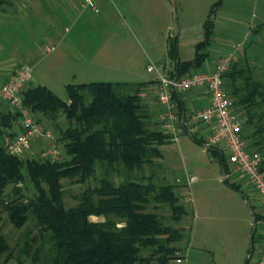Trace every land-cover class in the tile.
Returning a JSON list of instances; mask_svg holds the SVG:
<instances>
[{
    "label": "rangeland",
    "instance_id": "1",
    "mask_svg": "<svg viewBox=\"0 0 264 264\" xmlns=\"http://www.w3.org/2000/svg\"><path fill=\"white\" fill-rule=\"evenodd\" d=\"M93 5L94 9L88 0H33L30 8L0 25L2 57H13L12 63L19 68L30 66L33 79L29 86H47L63 100L67 99V85L145 82L146 99L155 106L159 75L149 72L147 66L153 64L163 74L171 75L175 72V50L180 60L193 59L197 43L204 40V23L214 8L213 35L205 50L208 58L200 69H213L217 60L232 55V63L239 60L244 66L253 67L255 77L264 81V0H93ZM45 47L54 50L46 52ZM147 120L150 129L159 130L160 124L152 117ZM40 124L53 138L33 143L22 158L43 161L48 158L47 152L56 147L60 152L58 160H62L65 149L59 141L60 128L67 129L71 122L62 116L57 122L42 118ZM178 136V142L160 147L162 157L154 165H147L138 173L155 175V182L173 185L180 203L189 212L175 224L186 230L188 238L179 243L182 262L174 264H245L253 216L244 194L260 214L254 253L264 238L262 199L228 159L230 176L225 179L240 184L241 191L225 182L221 156L206 148L205 141L199 143L186 132ZM255 140L247 141V146L262 153L259 146H254ZM216 149L228 158L225 150ZM191 175L197 177L195 182H189ZM64 185L68 206L75 205L77 196L87 188L70 180H65ZM22 188L24 197L35 194L29 181ZM155 212L163 218L170 214L165 207L156 208ZM30 219L23 229L16 230L6 213H1L0 232L6 236L10 251L0 256V264H48L44 253L36 262L22 255L24 234L37 235L32 216ZM91 220L104 218L93 216ZM191 226L194 239L190 244ZM39 241L32 245L30 256Z\"/></svg>",
    "mask_w": 264,
    "mask_h": 264
},
{
    "label": "trees",
    "instance_id": "2",
    "mask_svg": "<svg viewBox=\"0 0 264 264\" xmlns=\"http://www.w3.org/2000/svg\"><path fill=\"white\" fill-rule=\"evenodd\" d=\"M5 2L0 0V11ZM214 10L204 23V40L197 43L193 59L178 62L179 52L174 51L175 72L171 77L204 66L208 58L205 50L213 35ZM238 61L224 74V86L242 119L245 142L259 138L253 143L264 153V81L255 77L253 67ZM146 85H67L66 100L47 86H28L22 93L23 105L39 123L42 118L57 122L62 116L71 122L67 129L60 128L65 157L54 162L11 155L3 140L16 135L12 129L21 113L10 107L0 113V215L6 213L16 230L23 229L32 216L37 231L36 236L24 234L22 255L36 262L44 253L48 264L175 263L179 243L188 238L186 230L175 224L189 212L173 185L155 182V175L138 174L162 157L160 147L169 137L163 130L149 127L141 97ZM179 107L182 114V102ZM219 152L228 174L227 158ZM65 180L87 185L75 205L66 203ZM28 181L35 194L24 197L22 184ZM225 182L239 191L228 179ZM159 207L168 208L170 214L161 217L155 212ZM255 215L259 224L260 214L255 211ZM93 216L104 220L92 221ZM253 240L255 252L256 234ZM38 241L30 256L32 245ZM8 251V240L0 232V256Z\"/></svg>",
    "mask_w": 264,
    "mask_h": 264
},
{
    "label": "built area",
    "instance_id": "3",
    "mask_svg": "<svg viewBox=\"0 0 264 264\" xmlns=\"http://www.w3.org/2000/svg\"><path fill=\"white\" fill-rule=\"evenodd\" d=\"M94 9L93 0H88ZM46 52L54 48L46 47ZM233 61L232 55L216 61L213 69H199L194 72L179 75L177 79L163 74L155 65L147 66L149 72L159 75L157 97L164 111L160 118L163 128L171 135L173 142L178 141L177 124H180L181 114L178 112V102L183 96L193 90H206L210 100L207 106L196 109L189 116L192 125H211L212 132L206 144L210 147L221 148L227 152L231 166L242 172L248 179L254 191L264 203V153L249 150L242 136L243 122L236 114L233 100L228 96L224 86V74L229 70ZM33 79L32 68L22 66L16 70L13 77L0 87V107L4 104L21 113L22 130L15 136H6L3 144L8 152L22 157L38 140L51 139L50 131L42 128L32 113L23 105V91ZM59 150L56 147L47 152V157L54 162L59 159ZM197 177L191 175L189 182H195ZM177 252L176 263L182 262V256ZM249 264H264V238L255 257L252 256Z\"/></svg>",
    "mask_w": 264,
    "mask_h": 264
},
{
    "label": "crops",
    "instance_id": "4",
    "mask_svg": "<svg viewBox=\"0 0 264 264\" xmlns=\"http://www.w3.org/2000/svg\"><path fill=\"white\" fill-rule=\"evenodd\" d=\"M32 4H33V0H6L5 4L2 6V9L0 11V25L6 23L7 20L10 19L12 16L20 14L24 9L30 8ZM3 50H4V48L0 44V87L4 83L9 81L13 77L16 70L19 68L18 64L12 63L13 57H8V58L2 57L1 54H3ZM158 87H159V82L157 79L156 89H155L156 102H154L155 106L152 105V102H150L149 100L146 99V96H148V94L146 92L142 91V93H141V97H142V99H144L143 100L144 107H146L145 114L147 115V117H152V120L155 121L158 125L160 124L158 126V129L159 130L162 129L164 131V133L169 136L167 142H173L171 140V135L168 134L165 131V129L163 128V122L161 121V118H160L164 109L158 101V97H157ZM209 100H210V96L206 90H193V91H191V92H189L183 96L182 100L178 102V112L180 113L179 104L181 102L183 103L185 110L182 111L180 124H177V128H178L177 137H179L178 136L179 134L186 132V133L191 134V136L193 138L194 137L195 138H201L202 140L207 141L208 136L212 132L211 125H205V124L192 125L189 122V116L196 109L203 108V107L207 106L209 103ZM8 110H9V106L6 104H4L0 107V113L7 112ZM12 130H13L14 134H18L21 132V130H22L21 119H20V121L14 123ZM190 132H193L194 134H192ZM174 143H176V142H174ZM217 151H216V153H218L220 156H222V154L220 152H217ZM220 163H221V157H220ZM221 166L223 169L224 166L222 163H221ZM226 176L229 177L230 174L228 173V174H226ZM235 185L238 186L239 191H241L240 184L235 183ZM259 198H260L259 200L262 199L261 197H259ZM96 218H98V219L102 218L103 219V217H96ZM100 221H102V220H100ZM188 230L190 232V238L188 240H189V243L191 244L193 242V239H194V234H193L194 229L191 226V228L189 227ZM179 247H180V245H179ZM180 249L182 250V247H180ZM181 250H180V252H181Z\"/></svg>",
    "mask_w": 264,
    "mask_h": 264
},
{
    "label": "water",
    "instance_id": "5",
    "mask_svg": "<svg viewBox=\"0 0 264 264\" xmlns=\"http://www.w3.org/2000/svg\"><path fill=\"white\" fill-rule=\"evenodd\" d=\"M176 39H177V32H175V36H174V43L176 42ZM180 61V58L178 57V62ZM179 76V74H176L175 76V79H177ZM205 147L208 148V149H212L210 146H208L207 144H205ZM223 176H224V179L226 178V173H225V170L223 168ZM245 196V201H246V204L253 216V223H252V233L250 235V246H249V255H248V258H247V262L245 264H248L250 262V260L252 259V256H253V252H254V235L256 234L257 232V229H258V224H257V216L255 215V212L254 210L252 209V206H251V203L249 201V198Z\"/></svg>",
    "mask_w": 264,
    "mask_h": 264
}]
</instances>
